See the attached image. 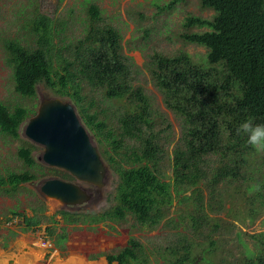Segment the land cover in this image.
Segmentation results:
<instances>
[{
    "label": "trees",
    "instance_id": "trees-1",
    "mask_svg": "<svg viewBox=\"0 0 264 264\" xmlns=\"http://www.w3.org/2000/svg\"><path fill=\"white\" fill-rule=\"evenodd\" d=\"M199 1L215 13L214 17L188 18L186 29L207 31L187 33L183 38L207 48L205 62L197 64L183 52L175 56L157 53L148 63L164 105L183 120L182 137L170 154L161 143L158 127L165 124V130H170L171 124L153 110L145 89L134 84L131 59L122 52V35L102 18L99 6L88 8V22L76 45L60 37L67 32L64 23L43 15L38 8L25 19L26 34L3 40L14 90L21 100L36 98L41 84L56 96L72 100L96 138L102 157L119 177L115 206L99 214L63 210V221L97 224L120 222L131 216L154 229L178 199L182 204L191 202L193 209L185 211L181 220L172 219V223L198 232L205 226L209 228L213 220L210 216L221 210L222 202L216 201L219 188L230 198L232 189L242 193L257 188L264 193V178L260 179L264 173L254 172L253 157L259 151L236 134L239 124L248 117L264 123V0ZM90 92L100 94L103 104L113 101L121 105L116 121L102 116L105 110L98 111L102 104L97 105L89 97ZM32 113L19 101L0 102V133L19 139L21 125ZM157 119H162L161 126ZM32 150L28 145L19 151L29 170H0V191L14 194L22 185L37 180L31 172L38 167ZM166 155L171 176L161 169L167 165ZM207 189L209 199L204 198ZM187 192L192 194L187 196ZM260 200L264 203L263 198ZM23 223L31 229L42 221L34 214L24 216ZM219 226L214 224V228ZM47 231L52 232V227ZM65 239L62 235L60 242ZM256 239L260 253L255 256L246 252L244 264H264V233ZM215 247L216 243L210 241L206 251ZM193 250L192 240L181 236L172 240L163 253L131 239L126 248L108 256L107 261L152 264L155 252L165 264H200Z\"/></svg>",
    "mask_w": 264,
    "mask_h": 264
},
{
    "label": "rangeland",
    "instance_id": "rangeland-1",
    "mask_svg": "<svg viewBox=\"0 0 264 264\" xmlns=\"http://www.w3.org/2000/svg\"><path fill=\"white\" fill-rule=\"evenodd\" d=\"M92 4L99 6L102 18L120 31L122 52L131 59L134 84L145 89L153 110L171 124V129L165 130L166 125L161 126L162 119L156 120L158 126H161L158 127L161 131V143L168 148L167 152L170 154L182 137L183 120L164 105L163 95L153 82L148 63L157 53L175 56L183 52L188 53L197 64L205 62L207 48L190 44L183 38L187 33L207 31L200 28L186 29L184 24L188 18L214 17L215 13L203 8L199 0H0V102L19 101L33 111L30 116L32 118L38 113L43 100L60 98L41 84L37 87L36 98L21 100L14 90L13 71L7 64V54L2 49L3 40L26 34L23 30L25 19L33 9L38 8L43 15L59 21L60 24L64 23L67 32L60 34V37L67 43L76 45L88 22L87 12ZM170 5L171 9L166 8ZM89 97L97 105L102 104L98 111L105 110L103 117L116 121V113L120 111L121 105L118 107V103L113 101L103 104V97L96 92H90ZM62 100L75 107L83 124L74 103L68 98ZM30 118L21 126L19 139L0 133L1 171L23 173L29 170L19 156L20 149L28 145L33 147L32 155L38 164L35 170H31L37 175V180L22 185L14 194L0 191V264H109L107 257L119 254L131 239H137L156 253H163L172 240L179 236L192 240L194 256L200 264H244L247 261L246 252L250 251V255L255 256L260 253L256 237L264 233V203L260 200L264 199V193L257 188L252 191L242 190L245 194L232 189V198L224 195V189L219 188L217 196L220 197L216 201L222 202L221 210L212 213L210 217L213 220H210L209 228L205 226L198 232L182 225L176 227L172 223V219L181 220L185 211L191 212L193 209L191 202L184 201L182 204L178 199L170 208L168 216L154 229L131 216L114 224H72L63 221L60 216V211L63 210L99 214L115 206L119 177L102 157L109 168L108 176L106 175L101 189L85 185L93 194L90 202L74 209H66L59 201L43 199L39 190L44 180H66L69 174L49 168L39 161L44 147L31 142L25 135V126ZM87 131L101 153L96 138L90 130ZM165 158L167 165L161 169L167 176H171L169 158L167 155ZM253 160L254 172L257 170L264 173V151L254 155ZM263 178L264 176H260V179ZM187 193V196L192 194ZM209 197L207 189L204 191V198ZM34 214L42 223L31 229L25 228L23 217H33ZM185 221L188 222L187 219ZM216 222L220 225L219 228H214ZM49 227H52V232L47 231ZM62 235L66 239L60 242ZM210 241L216 243L211 252L206 251L210 248ZM155 252L153 253L156 257L152 256V264H165ZM203 258L208 260L203 261Z\"/></svg>",
    "mask_w": 264,
    "mask_h": 264
},
{
    "label": "water",
    "instance_id": "water-1",
    "mask_svg": "<svg viewBox=\"0 0 264 264\" xmlns=\"http://www.w3.org/2000/svg\"><path fill=\"white\" fill-rule=\"evenodd\" d=\"M25 135L44 147L39 161L69 174V179L74 180H44L39 190L43 199L56 200L64 208L74 209L93 199L85 185L99 189L104 186L109 168L69 102L60 98L43 100L38 113L25 126Z\"/></svg>",
    "mask_w": 264,
    "mask_h": 264
},
{
    "label": "clouds",
    "instance_id": "clouds-1",
    "mask_svg": "<svg viewBox=\"0 0 264 264\" xmlns=\"http://www.w3.org/2000/svg\"><path fill=\"white\" fill-rule=\"evenodd\" d=\"M61 99V97H60ZM65 99V98H62ZM72 101V100H71ZM70 103V102H69ZM71 104V103H70ZM72 105V104H71ZM75 105V104H74ZM76 106V105H75ZM75 108V107H74ZM77 108V107H76ZM77 113V112H76ZM78 115V114H77ZM30 118V117H29ZM28 118V119H29ZM27 119V120H28ZM83 122V121H82ZM84 124V122H83ZM82 124V125H83ZM84 127L86 125L84 124ZM87 128V127H86ZM85 128V129H86ZM88 129V128H87ZM86 129V130H87ZM89 130V129H88ZM88 132V131H87ZM89 134V133H88ZM236 134L246 138V144L257 151H264V123H256L253 118L244 119L236 129ZM90 135V134H89ZM91 137V136H90ZM101 154V153H100Z\"/></svg>",
    "mask_w": 264,
    "mask_h": 264
},
{
    "label": "crops",
    "instance_id": "crops-1",
    "mask_svg": "<svg viewBox=\"0 0 264 264\" xmlns=\"http://www.w3.org/2000/svg\"><path fill=\"white\" fill-rule=\"evenodd\" d=\"M111 223H113V224H114V223H118V222H111Z\"/></svg>",
    "mask_w": 264,
    "mask_h": 264
},
{
    "label": "flooded vegetation",
    "instance_id": "flooded-vegetation-1",
    "mask_svg": "<svg viewBox=\"0 0 264 264\" xmlns=\"http://www.w3.org/2000/svg\"><path fill=\"white\" fill-rule=\"evenodd\" d=\"M52 172H55V171H52ZM69 178H70V177H69ZM69 178H68V179H69Z\"/></svg>",
    "mask_w": 264,
    "mask_h": 264
}]
</instances>
